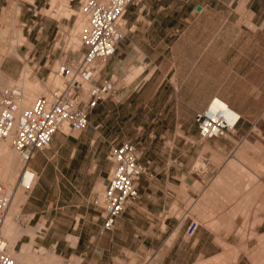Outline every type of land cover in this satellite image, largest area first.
<instances>
[{
  "label": "crops",
  "instance_id": "0c3cea01",
  "mask_svg": "<svg viewBox=\"0 0 264 264\" xmlns=\"http://www.w3.org/2000/svg\"><path fill=\"white\" fill-rule=\"evenodd\" d=\"M45 29L40 25L36 37L47 44ZM35 39L27 36V51ZM51 55L45 53L48 64L54 62ZM129 64L141 69L118 86L114 77L109 98L89 110L86 127L94 132L79 138V132L57 130L28 160L37 177L19 211L34 219L33 227L43 223L36 231L43 229L44 235L51 227L58 229L50 243L54 252L78 257L77 264H195L208 247L216 246V232L196 224L186 236L184 224L197 221L187 198L207 190L211 175L230 182L233 174L253 171L254 163L264 162V0L128 4L123 33L100 75L119 76ZM11 65L3 61L8 75H14ZM213 96L239 117L232 132L201 138L194 114ZM113 103L123 112L122 124L133 123L139 139L146 132L156 147L137 151L135 146L144 166L134 179L136 196L111 228L100 230L93 185L104 181L109 161L102 169L101 151L79 146L106 141L108 147L127 140L103 134ZM128 110H133V122L126 117ZM72 181L75 196L69 198ZM195 181L197 190L192 188Z\"/></svg>",
  "mask_w": 264,
  "mask_h": 264
},
{
  "label": "rangeland",
  "instance_id": "374dc122",
  "mask_svg": "<svg viewBox=\"0 0 264 264\" xmlns=\"http://www.w3.org/2000/svg\"><path fill=\"white\" fill-rule=\"evenodd\" d=\"M79 15L76 3L66 0H0V31H5L1 42L8 49L7 54L0 61V75L8 81L0 84V91L6 86L17 85L24 69L29 71L27 76L29 81H37L41 84V89L34 95V98L40 94H46L52 85L59 84L61 78L54 75L53 70L62 58L75 59L82 49L79 45L77 50L73 37L76 32L74 30H77L76 21ZM40 25L46 28L47 44L43 40L42 42L37 40V29ZM27 36L31 40L36 38L30 51H27ZM13 42L17 44L12 46ZM46 52L52 53L53 63L48 64L44 61ZM5 60L11 61L14 75H8L4 71L3 61ZM140 69V65L129 64L121 75L112 76V78L115 77V86L129 81L131 76ZM105 98H109V95ZM123 117V112L118 111L116 103L109 105L103 134L110 137L117 136V140H130L135 144L137 151H144L149 144L156 147L155 139L150 141L146 132H142V139H139L140 132L133 123L122 124ZM126 117L128 121L133 122L135 120L133 110H128ZM144 129L148 130L149 125L144 126ZM70 132H79L80 138L87 133L94 132V128L87 126L83 130H70ZM81 144L79 148L100 150L102 169L107 166L106 141H94L92 145L88 142ZM200 164L203 165V163ZM251 168L253 171L233 174V180L230 182H221L218 177L211 175L209 177L210 187L207 190H199L196 197L187 198L186 203L188 205L190 203L189 213H194L197 221L193 219L184 224L186 236L196 224L216 232L214 238L216 246L208 247L195 264H261V259L264 260V162L261 165L254 163ZM102 174L105 178L104 170ZM104 182L105 179L103 182L100 179L94 182L93 188L96 186L95 191H98L99 195ZM68 186L72 194L69 198H72L75 196V182L72 181ZM192 188L194 190L199 188L197 181L192 184ZM27 192L23 194L25 197ZM25 215L18 211V224L23 228L33 227L34 219L28 220ZM66 223V229L69 231L70 220H66ZM57 232L58 229L54 230L51 227L46 235L43 229L36 231L34 236L23 233L16 239L14 246L10 242L9 245L18 252L24 243H32L31 251L38 256H45L47 251L59 256L50 244ZM250 235V239H247ZM76 260L78 261L76 256L61 257L60 264H77Z\"/></svg>",
  "mask_w": 264,
  "mask_h": 264
},
{
  "label": "built area",
  "instance_id": "2783aa9c",
  "mask_svg": "<svg viewBox=\"0 0 264 264\" xmlns=\"http://www.w3.org/2000/svg\"><path fill=\"white\" fill-rule=\"evenodd\" d=\"M66 1L76 3L83 18L78 30L82 49L75 59L62 58L53 70L61 78L60 83L52 85L46 94L36 96L27 106L20 105L23 94L19 86L12 84L0 91V139L9 138L21 161L15 184L25 187L24 174L29 169L31 177L34 171L28 165L34 152L45 148L62 125L66 131L84 129L89 110L113 91V78L100 75V71L123 33L122 17L127 5L137 0ZM238 117L234 109L213 96L203 109L195 112L194 122L198 135L209 138L232 132ZM106 158L109 168L105 182L100 195L92 198V203L101 209L100 230L111 228L115 218L136 196L134 179L144 170L130 140L110 143ZM9 202L10 194L0 178V264H24L13 257L2 232Z\"/></svg>",
  "mask_w": 264,
  "mask_h": 264
},
{
  "label": "bare ground",
  "instance_id": "6f19581e",
  "mask_svg": "<svg viewBox=\"0 0 264 264\" xmlns=\"http://www.w3.org/2000/svg\"><path fill=\"white\" fill-rule=\"evenodd\" d=\"M77 18H78L77 21L75 20L77 24V28H76L77 30H74L76 32L75 34H73V37L76 42V48L78 50L79 49L78 47L80 45L78 38V30L83 23V18L80 15ZM3 32L5 31L4 30L2 32L0 31V61L2 58H4V56L7 54L8 51L7 47L3 45L4 43L2 44L1 42L2 37L5 35V34L3 35ZM15 44L13 42L12 46H15ZM28 72L29 71L27 69H24L22 71L20 81L17 84V86L21 88L23 94L22 100L20 102L21 106L29 105L31 99L34 98V95L37 94L41 89L40 83H38L37 81H29L27 79ZM5 81H8V79H5L4 76L0 75V84H3ZM60 129L61 131L62 130L66 131L64 125H62ZM0 141H1L0 142V178L5 184L6 191L10 194V202L2 223V232L6 240L7 246L13 257L20 260L24 264H60L61 257L55 255L52 252L47 251L48 253L46 252L45 256L42 257L40 255L39 256L36 255L34 252L31 251L32 243H24L21 246L20 251L18 252L13 250L12 247L9 245L10 242L12 246H14L16 239L23 233L25 234L27 233L30 236H34L36 230L40 228L42 224L41 225L38 224L37 227L34 226V227H25V228L21 227L18 224V211L20 208L19 205L21 202L22 203L24 202L23 200H25V196L23 194L25 191L29 190V187L31 186L32 182L33 181L35 182L37 175L33 171L32 176L29 177L30 170L28 169L27 170L28 172H26L23 176V183L27 182V187H25V185L23 184H15L16 177L21 168V161L18 160L14 150L12 149L9 142V138H3L0 139ZM29 168L32 169L30 166ZM250 237L251 235L247 236V239H250ZM261 261H262L261 264L262 263L264 264L263 262L264 260L261 259Z\"/></svg>",
  "mask_w": 264,
  "mask_h": 264
}]
</instances>
